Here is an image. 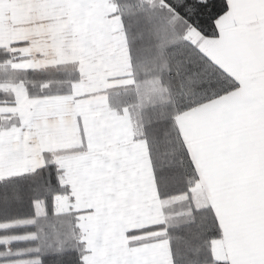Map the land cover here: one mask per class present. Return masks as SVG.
Here are the masks:
<instances>
[{
  "label": "snow or ice",
  "instance_id": "obj_1",
  "mask_svg": "<svg viewBox=\"0 0 264 264\" xmlns=\"http://www.w3.org/2000/svg\"><path fill=\"white\" fill-rule=\"evenodd\" d=\"M0 264H264V0H0Z\"/></svg>",
  "mask_w": 264,
  "mask_h": 264
}]
</instances>
